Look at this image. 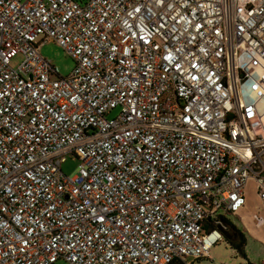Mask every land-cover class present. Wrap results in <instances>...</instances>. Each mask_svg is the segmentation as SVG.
<instances>
[{"label": "built area", "instance_id": "obj_1", "mask_svg": "<svg viewBox=\"0 0 264 264\" xmlns=\"http://www.w3.org/2000/svg\"><path fill=\"white\" fill-rule=\"evenodd\" d=\"M248 182L264 227V0H0V264H194Z\"/></svg>", "mask_w": 264, "mask_h": 264}, {"label": "rangeland", "instance_id": "obj_2", "mask_svg": "<svg viewBox=\"0 0 264 264\" xmlns=\"http://www.w3.org/2000/svg\"><path fill=\"white\" fill-rule=\"evenodd\" d=\"M40 55L48 60L51 65L57 68L61 77H67L73 67L74 62L66 56L63 50L54 42H42L39 46ZM22 58L17 55L10 61V66L16 68ZM113 110L107 117L112 118L117 114ZM78 161L75 158L67 157L61 165V171L66 176H73L77 173ZM245 205L237 213H226L218 211L217 215L223 218L231 226L242 232L246 243L239 250L235 249L237 242H232L226 238L230 228H222L221 224H213L217 229H221V240L216 243L208 252V258L194 261V264H264V227L256 225L254 214L261 213V205L253 182H248L244 189ZM53 264H67L62 259Z\"/></svg>", "mask_w": 264, "mask_h": 264}, {"label": "trees", "instance_id": "obj_3", "mask_svg": "<svg viewBox=\"0 0 264 264\" xmlns=\"http://www.w3.org/2000/svg\"><path fill=\"white\" fill-rule=\"evenodd\" d=\"M222 220V224L226 227V226H228L231 230H233L234 232H237L238 230L235 228V227H233V226H231L229 223H227V221H225L223 218H221ZM209 222V221H208ZM208 227L209 228H214L215 226H213V224H211L210 222L208 223ZM221 230V229H220ZM221 232H223V231H221ZM238 244H236L235 245V249H237V250H239L240 248H241V246H244L245 245V243H246V240L245 239H242L240 242H237Z\"/></svg>", "mask_w": 264, "mask_h": 264}, {"label": "flooded vegetation", "instance_id": "obj_4", "mask_svg": "<svg viewBox=\"0 0 264 264\" xmlns=\"http://www.w3.org/2000/svg\"><path fill=\"white\" fill-rule=\"evenodd\" d=\"M225 236L232 242H240L242 239H245L244 235L239 230L237 232H234L230 229L228 234H226Z\"/></svg>", "mask_w": 264, "mask_h": 264}]
</instances>
